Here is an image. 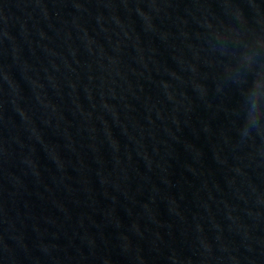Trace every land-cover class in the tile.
Returning <instances> with one entry per match:
<instances>
[{
  "label": "water",
  "instance_id": "obj_1",
  "mask_svg": "<svg viewBox=\"0 0 264 264\" xmlns=\"http://www.w3.org/2000/svg\"><path fill=\"white\" fill-rule=\"evenodd\" d=\"M0 264H264V0H0Z\"/></svg>",
  "mask_w": 264,
  "mask_h": 264
}]
</instances>
